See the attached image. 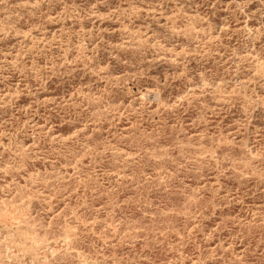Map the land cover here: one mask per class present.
<instances>
[{
	"label": "rangeland",
	"instance_id": "rangeland-1",
	"mask_svg": "<svg viewBox=\"0 0 264 264\" xmlns=\"http://www.w3.org/2000/svg\"><path fill=\"white\" fill-rule=\"evenodd\" d=\"M0 264H264V0H0Z\"/></svg>",
	"mask_w": 264,
	"mask_h": 264
}]
</instances>
